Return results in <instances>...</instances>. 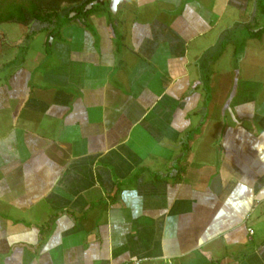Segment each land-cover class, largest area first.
<instances>
[{
    "label": "crops",
    "instance_id": "crops-1",
    "mask_svg": "<svg viewBox=\"0 0 264 264\" xmlns=\"http://www.w3.org/2000/svg\"><path fill=\"white\" fill-rule=\"evenodd\" d=\"M259 5L122 0L0 45V264H264Z\"/></svg>",
    "mask_w": 264,
    "mask_h": 264
},
{
    "label": "trees",
    "instance_id": "trees-1",
    "mask_svg": "<svg viewBox=\"0 0 264 264\" xmlns=\"http://www.w3.org/2000/svg\"><path fill=\"white\" fill-rule=\"evenodd\" d=\"M16 3L17 0H12ZM96 2V4H92ZM3 0H0V4ZM12 3V2H11ZM26 4V3H25ZM67 4L73 7L65 14L61 12V6ZM111 0H29L28 4L0 5V24L5 22H18L21 24L39 23L49 27L47 37L58 35L60 29L72 20L86 21L88 16L98 12H104L110 18ZM88 5H92L86 10ZM260 12L264 14V0H260ZM75 16L70 18V13ZM51 27V28H50ZM262 33V30L258 32Z\"/></svg>",
    "mask_w": 264,
    "mask_h": 264
},
{
    "label": "rangeland",
    "instance_id": "rangeland-1",
    "mask_svg": "<svg viewBox=\"0 0 264 264\" xmlns=\"http://www.w3.org/2000/svg\"><path fill=\"white\" fill-rule=\"evenodd\" d=\"M28 2L29 0H17L16 3H13L12 0H3V3L0 5H26ZM261 20L264 19L261 18ZM262 22L264 23V21ZM48 30L49 27L47 24H39L35 22L27 25L18 22H5L0 24V36L5 35V39L2 38V40H0V45L4 52V59L11 57V61L16 60L17 62H20L22 57L25 56L31 59L37 57L45 46V39ZM50 40L51 37L48 39V42H50ZM229 62H233L232 51L230 49L217 62V67H222ZM0 78H2V75H0Z\"/></svg>",
    "mask_w": 264,
    "mask_h": 264
},
{
    "label": "water",
    "instance_id": "water-1",
    "mask_svg": "<svg viewBox=\"0 0 264 264\" xmlns=\"http://www.w3.org/2000/svg\"><path fill=\"white\" fill-rule=\"evenodd\" d=\"M122 0H111V4H110V8L112 10V12H115V9L117 7V5L121 2ZM93 5L96 4V2L92 3ZM92 5H88V8H91Z\"/></svg>",
    "mask_w": 264,
    "mask_h": 264
},
{
    "label": "built area",
    "instance_id": "built-area-1",
    "mask_svg": "<svg viewBox=\"0 0 264 264\" xmlns=\"http://www.w3.org/2000/svg\"><path fill=\"white\" fill-rule=\"evenodd\" d=\"M248 233H249V234H252L253 231L249 229ZM127 264H141V261H132V262L127 263Z\"/></svg>",
    "mask_w": 264,
    "mask_h": 264
}]
</instances>
